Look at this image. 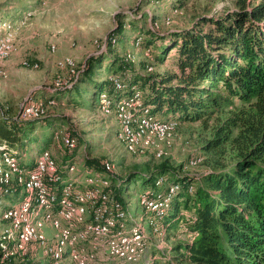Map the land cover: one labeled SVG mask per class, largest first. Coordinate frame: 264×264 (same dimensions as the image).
Here are the masks:
<instances>
[{
	"label": "rangeland",
	"instance_id": "obj_1",
	"mask_svg": "<svg viewBox=\"0 0 264 264\" xmlns=\"http://www.w3.org/2000/svg\"><path fill=\"white\" fill-rule=\"evenodd\" d=\"M239 1L1 0L0 36H10L12 40V53L7 59L13 55L18 57L11 67L3 65L7 59L1 63L3 74L0 76V114L9 120L21 119L20 114L24 113V106L28 108L33 103L55 102L48 109L50 115L47 117V123L43 120L35 122L23 135L21 134L24 139L22 145L25 147L21 153L31 160L40 147L47 148L48 151L37 157L36 163L47 154L48 158H53L60 165L64 163L67 155H72L75 168L74 170L73 166L69 168L71 175L67 176V179L70 181L63 186L68 187L71 184H75L74 187L80 186L81 191L75 192L83 194L86 203L80 202V206L75 209L76 213L70 226L61 221L64 230L68 233L83 231L92 224L93 211L96 207L102 210L103 221L113 226L108 237H89L86 239L88 243L80 247L75 246L78 258L83 262L81 264H160L164 258L173 259L174 246L188 239V228H185L181 221L189 218L193 209L191 202L186 204L178 200L177 211L174 216L168 218V227L163 222L162 228L166 231L152 232L150 223L153 222L155 226L162 219L164 212L158 213V209L164 208L163 205L167 204L169 196L176 188L168 185L167 193L156 197L155 191H150L153 180L144 186L142 178H132L125 184L123 190H119L120 198L125 200V205L121 204V208L126 213V221L121 223L116 215L109 213L113 212L116 206L115 198L107 192L111 185L110 178L80 176L77 169L82 161L87 157L97 159L103 163L105 170L113 178H118L119 175L126 178L134 171L142 172L146 176L155 175L156 168L165 163L170 169V175L177 173L180 176L198 179L204 172L219 164H231L234 151L230 141L238 133L239 126H233L230 140L223 145L209 151L204 149V145L213 138L223 120L241 109L248 108L250 103L229 96L218 85L211 90V96L217 99L218 104L215 105L214 102L209 112L196 121L181 120L179 123L163 121L168 118L162 112L154 114L153 117L149 113V108H142L140 103H136L137 95L133 96L132 100L117 104L115 110L111 111L101 105L108 104L105 95L99 98V93L103 90H94L93 84H90L79 70L84 68L85 61L90 55H97L103 50L107 58L102 68L96 69L89 79L101 81L108 78L118 85L117 77L109 78L110 72L106 65L109 58L120 56L134 63L132 66L140 75L153 71L171 75L177 70L174 49L161 60L158 58L154 60L152 50L154 54H158L161 42H152V48L143 47L141 39L138 40L136 37L137 33L143 32L146 35V29L151 21L156 20L162 26L161 31L167 34L169 31L191 26L202 16H216L235 10L239 6ZM252 1L260 0H247V3ZM173 4H177V10L172 8ZM24 10L27 12L22 16L26 13L27 16L20 20L23 24L18 23V29L17 23L12 21L21 18L22 16L19 17L17 14H22ZM7 15L9 16L5 17ZM119 22L124 24L123 30L116 42L113 40L110 49H104L108 34ZM155 26L158 27L157 24ZM23 34L26 37L22 39ZM142 47L151 49V52ZM69 82L71 83L64 89L62 84ZM132 109L136 112H132ZM25 120L28 119L23 121ZM148 121L166 124L168 126L166 133L161 136L142 134L141 126ZM127 128L131 132L130 135L126 131ZM69 133L77 135L80 141V146L72 154L64 140L74 138ZM48 140L49 143L46 144ZM13 150L18 152L17 147ZM0 152H3L2 149ZM8 159L0 156V170H4V173L0 171V180L5 176L11 183L8 189L4 188L5 185H0V239L4 238L7 230L13 229L15 237L10 239L15 240L18 232L14 226L24 219L32 223L33 217L37 218L40 215L44 221H41L43 226L37 230V234L42 236L46 243L41 246V242L33 240L27 243L22 251L15 249L6 251L0 264H80V261L67 255L59 261H54L46 254L45 246L56 244L62 232L56 229L53 218L49 221L53 215L57 218L54 214L58 212L57 207L51 212L40 207L36 201L38 195L36 178L40 177L43 183L50 182L54 171L50 170L41 176L36 165L28 171L24 168L26 171H22L18 187L14 183L16 166L19 164L12 152L9 153ZM164 183L162 178L157 186L161 187ZM114 188L118 191L119 181L112 182V189L116 192ZM192 188L189 187V193ZM48 190L54 194V188L49 187ZM86 194L89 195V199H86ZM149 196H154L155 199L152 200L153 205L148 204L145 209L144 197ZM154 206L158 209L155 210ZM23 207L34 211L23 213L16 220L14 218L9 220L3 215L6 209L18 210ZM41 219L38 218L37 221ZM121 227L125 237L131 236V230H139L142 235L140 246H135L130 253L121 258L112 254L111 249L106 251V255L99 254V249L119 247L118 241L122 237L117 236V233L121 231ZM72 247L67 246L65 250L69 251Z\"/></svg>",
	"mask_w": 264,
	"mask_h": 264
},
{
	"label": "trees",
	"instance_id": "obj_2",
	"mask_svg": "<svg viewBox=\"0 0 264 264\" xmlns=\"http://www.w3.org/2000/svg\"><path fill=\"white\" fill-rule=\"evenodd\" d=\"M238 4L235 10L216 16H202L191 26L167 34L161 31L162 26L156 20L151 21L146 35L137 33L136 37L141 39L143 47L152 48V42H161L158 54L152 50L154 60H161L174 49L177 70L171 75L154 71L140 75L133 68L134 63L120 56L109 58L106 65L109 78L117 77L120 86L108 78L101 81L89 79L96 69L102 68L107 58L103 50L97 55H90L84 68L79 70L93 84L94 90H103L99 98L105 95L108 104L101 105L111 111L117 104L132 100L137 95L136 103H140L142 108H149L153 117L162 112L168 118L163 121H196L209 112L214 102L218 104L217 99L211 96L212 88L218 85L229 96L250 103L248 108L223 120L213 138L204 145L207 151L223 145L230 140L233 126H239L238 133L230 141L234 151L231 164H219L198 179L177 173L170 175L165 163L156 168L155 175L146 176L134 171L126 178L120 175L113 178L103 163L89 157L77 169L80 176H108L111 185L107 192L123 205L125 200L120 198L119 190H123L132 178H142L144 186L153 180L150 191H155L156 197L165 195L168 185L175 186L176 191L169 196L166 204L168 209L163 208L164 216L151 227L155 233L157 230L161 233L166 231L162 228L163 222L168 227V218L177 211L178 200L192 203L190 217L181 221L188 228V239L174 246L173 259L164 258L160 264H264V0L249 4L247 0H240ZM172 8L177 10V4H173ZM123 27L124 24L119 22L110 31L104 49H110ZM144 50L151 52V49ZM132 112L136 110L132 109ZM49 115L41 120L47 123ZM41 120H9L0 114V149L12 152L18 166L27 170L33 168L37 157L48 150L40 147L33 159L28 160L21 153L22 148L25 150L21 134ZM69 135L74 138H67L69 143L66 146L72 154L80 146V141L77 135ZM48 143L49 140L46 141ZM15 147L18 152L13 150ZM73 161L72 155H67L61 165L55 161L58 181L48 183L54 188L55 195L66 187L64 183H69L67 176L71 175L69 168H75ZM162 178L164 185L157 186ZM118 181L119 189L114 188V192L112 182ZM189 187H193L190 193ZM78 189L81 190L80 186ZM154 199V196L147 198L148 201ZM143 207L146 209L147 206L144 204ZM4 256L5 252L0 248V263Z\"/></svg>",
	"mask_w": 264,
	"mask_h": 264
},
{
	"label": "bare ground",
	"instance_id": "obj_3",
	"mask_svg": "<svg viewBox=\"0 0 264 264\" xmlns=\"http://www.w3.org/2000/svg\"><path fill=\"white\" fill-rule=\"evenodd\" d=\"M20 24H23L21 22ZM19 29V25H18ZM13 45L11 37H3L0 36V76L3 74L1 63L4 62L12 53ZM68 86V85H64ZM55 102H41L40 103H33L32 106H29L28 112L31 114L28 119V112L21 113V119H28V120H41L44 117L48 116V109L53 106ZM26 117V118H25ZM168 126L166 124L160 123V122H154V121H148L144 122L141 126L142 134L148 133V134H155V135H164L166 133ZM128 135L131 134V132L126 129ZM64 140L66 141V144H68L67 138ZM5 156L7 159L9 157V153L6 152H0V156ZM11 157V156H10ZM11 161L14 163V160L11 158ZM9 164L10 161L8 159ZM36 166L38 168V172H41L44 174L45 172H49L50 170L54 171L53 176L49 179L50 182L45 181L44 183L41 181L40 177L36 178V189L38 191V195L36 198V201L39 203V206L44 209H49L51 212L57 207L58 212H54V214L57 215V218L50 217L49 221L53 218L54 224L56 229L60 230L62 232V236L60 240L54 244V245H46L45 250L46 254L51 256L54 261H59L64 255H67L68 257H73L74 260L80 261L78 258V250L75 248V246L80 247L81 245L88 243L86 242V239H89V237H98V238H105L111 235L113 226L107 221H103L101 218V210L100 208L96 207L93 211L92 216V224L88 225L83 231L81 232H73L68 233V231L64 230L63 224L61 221H64L66 226H70L71 221L74 217V214L76 213V208L80 206V202L86 203L85 197L83 194H76L75 191H81L78 189V186L74 187L75 184H71L68 187H64L60 194L55 195L49 192V185L48 183H54L58 181V177L56 176V162L53 158H48L47 154L44 157L39 158L37 160ZM16 175H15V185H20L21 181V173L24 170V168L16 166ZM74 170V168H72ZM1 172L4 170L1 169ZM28 171V170H27ZM4 173V172H3ZM20 173V174H18ZM30 175V173H28ZM0 185H5V188L8 189L11 185L9 182V178L3 176L0 180ZM19 187V186H18ZM15 189V188H14ZM10 192L12 190H9ZM15 191V190H14ZM72 191V192H71ZM87 195V194H86ZM86 199H89V195H87ZM116 204V206H114ZM113 206V212H109L111 215H116L121 223H125L126 221V213L123 212V209L121 208V203L114 202ZM153 205L152 201H148L146 197H144L143 205ZM148 207V206H147ZM155 210L158 209L157 206H154ZM167 208V207H166ZM168 209V208H167ZM34 211L29 210L27 207L19 208L18 210L14 208L6 209V213L3 214L5 217L9 218L11 220L14 218L15 220L18 218V216L23 213H29ZM163 214V208L161 207L158 209V213ZM163 217V216H162ZM41 219V216L38 215L33 217L32 223H29L27 219L20 220L14 227L15 230L18 232L16 235V239L11 241V237H15L12 230H7L5 233L4 238L0 239V248L6 251H10L11 249L22 251L27 243L36 240L41 242V246H43L46 241L45 239L37 234V230L43 226V223L41 221H44L41 219L40 221H37V219ZM47 218V217H46ZM153 226V222L150 223ZM54 227V228H55ZM123 228L121 227V231L117 233V236L122 237L118 241L119 247H111L112 254L115 256L125 257L127 253L135 247L140 246L139 242L142 239V235L139 232V230L133 229L131 230V236L125 237L123 235ZM63 239V241H61ZM71 239V240H69ZM67 246H73L69 251L65 250V247ZM22 248V249H21ZM108 251V250H106ZM105 251V255H106ZM15 254V253H14ZM104 254V253H99ZM83 263L80 261V264Z\"/></svg>",
	"mask_w": 264,
	"mask_h": 264
},
{
	"label": "crops",
	"instance_id": "obj_4",
	"mask_svg": "<svg viewBox=\"0 0 264 264\" xmlns=\"http://www.w3.org/2000/svg\"><path fill=\"white\" fill-rule=\"evenodd\" d=\"M0 2H1V0H0ZM27 10V9H26ZM29 11V10H28ZM25 12H27V11H25L24 10V12L21 14H17L19 17H21ZM13 14V13H12ZM27 14V13H26ZM24 15V16H22L21 18H19V19H17L16 21H12V22H15V23H18V21H20L22 18H24L25 16H27V15ZM10 15V14H9ZM9 15H7V16H5V17H8ZM20 36V35H19ZM21 36H23L22 37V39L24 38V37H26V35H21ZM20 38V37H19ZM16 57H18L17 55H13V56H11L9 59H7L4 63H3V65L6 67V66H12L13 65V63H14V60L16 59ZM51 90H53V89H51Z\"/></svg>",
	"mask_w": 264,
	"mask_h": 264
},
{
	"label": "built area",
	"instance_id": "obj_5",
	"mask_svg": "<svg viewBox=\"0 0 264 264\" xmlns=\"http://www.w3.org/2000/svg\"><path fill=\"white\" fill-rule=\"evenodd\" d=\"M22 21H18V23H21ZM18 23H17V27H18ZM71 82H69V83H64V84H62V87L64 86V85H69ZM24 109H25V112H28V109H27V107L26 106H24ZM31 114H29V112H28V119H29V116H30ZM20 120H24V119H20ZM68 140V139H67ZM163 207H167L166 206V204L165 205H163ZM100 212H102V210H99ZM69 240H71V239H69ZM22 249V248H21ZM108 249H110V247L109 248H102V249H99V251H98V253H104L105 254V251L106 250H108ZM91 255H93V254H91Z\"/></svg>",
	"mask_w": 264,
	"mask_h": 264
}]
</instances>
